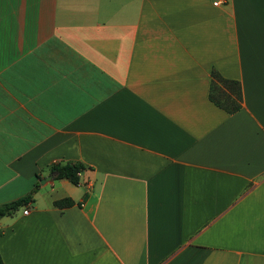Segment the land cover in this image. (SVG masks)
Instances as JSON below:
<instances>
[{"label": "crops", "instance_id": "crops-1", "mask_svg": "<svg viewBox=\"0 0 264 264\" xmlns=\"http://www.w3.org/2000/svg\"><path fill=\"white\" fill-rule=\"evenodd\" d=\"M37 182L5 264H264V0H0V204Z\"/></svg>", "mask_w": 264, "mask_h": 264}, {"label": "trees", "instance_id": "trees-1", "mask_svg": "<svg viewBox=\"0 0 264 264\" xmlns=\"http://www.w3.org/2000/svg\"><path fill=\"white\" fill-rule=\"evenodd\" d=\"M216 80L224 86V89L217 84ZM210 96L215 103L225 108L228 112L236 111L241 107L242 89L240 83L235 80L225 79L216 72H213V82L211 85ZM84 169V164L74 161L58 162L52 164L50 167L52 173H57L58 179H68L74 184H78L80 182V176ZM39 186L40 183L37 182L28 194L15 200L0 204V219L4 216L13 214L20 207L33 202L34 195L39 189ZM70 202L72 203L70 200H62L58 201L57 204L64 205L69 204ZM0 264H5L1 254Z\"/></svg>", "mask_w": 264, "mask_h": 264}, {"label": "water", "instance_id": "water-1", "mask_svg": "<svg viewBox=\"0 0 264 264\" xmlns=\"http://www.w3.org/2000/svg\"><path fill=\"white\" fill-rule=\"evenodd\" d=\"M52 177H53V175H51V176H46V177L42 178V179L40 180L41 184H44L46 181H48V180L51 179Z\"/></svg>", "mask_w": 264, "mask_h": 264}, {"label": "built area", "instance_id": "built-area-1", "mask_svg": "<svg viewBox=\"0 0 264 264\" xmlns=\"http://www.w3.org/2000/svg\"><path fill=\"white\" fill-rule=\"evenodd\" d=\"M214 4H215V5H218V4H219V1L214 2ZM24 212H25V213H28V210H25Z\"/></svg>", "mask_w": 264, "mask_h": 264}]
</instances>
